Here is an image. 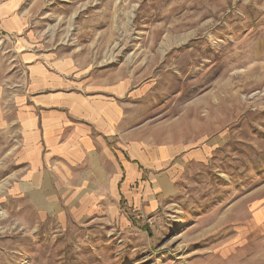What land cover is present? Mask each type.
<instances>
[{
	"label": "rangeland",
	"instance_id": "rangeland-1",
	"mask_svg": "<svg viewBox=\"0 0 264 264\" xmlns=\"http://www.w3.org/2000/svg\"><path fill=\"white\" fill-rule=\"evenodd\" d=\"M15 2L32 47L142 91L136 124L180 149L174 165L204 155L173 171L175 194L155 208L130 202L136 183L89 214L1 196L0 264H264V0ZM11 46L0 33L8 94L22 75ZM17 137L0 131V179Z\"/></svg>",
	"mask_w": 264,
	"mask_h": 264
},
{
	"label": "crops",
	"instance_id": "crops-1",
	"mask_svg": "<svg viewBox=\"0 0 264 264\" xmlns=\"http://www.w3.org/2000/svg\"><path fill=\"white\" fill-rule=\"evenodd\" d=\"M17 5L0 2V33L13 41L22 74L10 94L0 90V131L18 135L17 145L8 147H14L15 168L0 179V197H19L39 215L53 217L66 210L103 211L121 182L125 196L136 183V191L127 193L132 203L144 195L155 208L158 196H173V171L204 152L186 150L174 165L180 149L151 144L156 138L149 125L136 124L142 91L124 76L105 78V68L94 74L32 47L29 20Z\"/></svg>",
	"mask_w": 264,
	"mask_h": 264
}]
</instances>
